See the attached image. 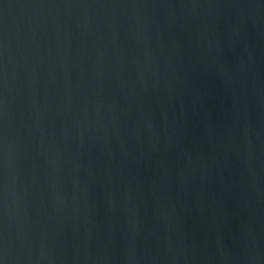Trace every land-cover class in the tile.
I'll return each instance as SVG.
<instances>
[{
	"label": "water",
	"instance_id": "water-1",
	"mask_svg": "<svg viewBox=\"0 0 264 264\" xmlns=\"http://www.w3.org/2000/svg\"><path fill=\"white\" fill-rule=\"evenodd\" d=\"M0 264H264V0H0Z\"/></svg>",
	"mask_w": 264,
	"mask_h": 264
}]
</instances>
